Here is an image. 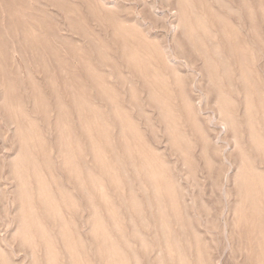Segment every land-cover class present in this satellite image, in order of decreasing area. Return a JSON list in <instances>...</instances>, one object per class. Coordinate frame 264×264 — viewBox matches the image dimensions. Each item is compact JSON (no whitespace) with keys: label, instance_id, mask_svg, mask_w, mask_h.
Returning a JSON list of instances; mask_svg holds the SVG:
<instances>
[{"label":"rangeland","instance_id":"obj_1","mask_svg":"<svg viewBox=\"0 0 264 264\" xmlns=\"http://www.w3.org/2000/svg\"><path fill=\"white\" fill-rule=\"evenodd\" d=\"M0 264H264V0H0Z\"/></svg>","mask_w":264,"mask_h":264}]
</instances>
